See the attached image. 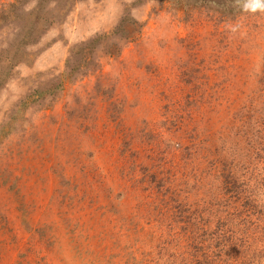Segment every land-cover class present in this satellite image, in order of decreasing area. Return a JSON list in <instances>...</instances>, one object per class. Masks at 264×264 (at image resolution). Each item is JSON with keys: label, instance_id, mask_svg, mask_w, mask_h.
I'll use <instances>...</instances> for the list:
<instances>
[{"label": "rangeland", "instance_id": "1", "mask_svg": "<svg viewBox=\"0 0 264 264\" xmlns=\"http://www.w3.org/2000/svg\"><path fill=\"white\" fill-rule=\"evenodd\" d=\"M0 264H264V13L0 0Z\"/></svg>", "mask_w": 264, "mask_h": 264}, {"label": "clouds", "instance_id": "2", "mask_svg": "<svg viewBox=\"0 0 264 264\" xmlns=\"http://www.w3.org/2000/svg\"><path fill=\"white\" fill-rule=\"evenodd\" d=\"M235 6L239 7L243 12L264 13V0H235ZM235 30L233 28V31Z\"/></svg>", "mask_w": 264, "mask_h": 264}, {"label": "trees", "instance_id": "3", "mask_svg": "<svg viewBox=\"0 0 264 264\" xmlns=\"http://www.w3.org/2000/svg\"><path fill=\"white\" fill-rule=\"evenodd\" d=\"M226 168L228 167V166H225ZM225 175H227V173L225 174ZM227 178V177H226ZM228 183V181L226 180V184ZM229 192H230V188H229ZM229 192H228V190H227V192H224V194H223V199L219 202V204H218V206H224V205H226V204H228V203H230V202H232L233 201V196L231 195V194H229ZM240 192H246L245 191V189L243 190V191H239V193ZM227 194H229V196H230V198L229 199H224V196L225 195H227ZM247 200H246V202L245 203H243L242 205H244V206H251L250 204H249V202H248V200H249V197L247 196ZM249 204V205H248ZM249 209V208H248ZM208 232H205V233H203V234H201V235H197L195 232L191 235L190 234V236L192 237V238H195L196 240H199L200 241V243H203V242H205V241H210V234H207ZM204 235V238L202 239V237L201 236H203ZM221 236H224V235H221V234H216V238H219V237H221ZM207 259V258H206Z\"/></svg>", "mask_w": 264, "mask_h": 264}]
</instances>
